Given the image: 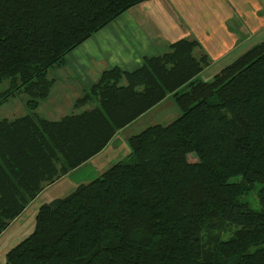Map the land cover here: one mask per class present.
I'll use <instances>...</instances> for the list:
<instances>
[{
  "label": "trees",
  "instance_id": "obj_1",
  "mask_svg": "<svg viewBox=\"0 0 264 264\" xmlns=\"http://www.w3.org/2000/svg\"><path fill=\"white\" fill-rule=\"evenodd\" d=\"M146 1L0 0V106L23 92L30 111L0 120V235L120 130L169 97L180 111L132 136L127 160L42 206L5 264H264V42L203 81L208 57L181 40L136 71H105L76 103L94 109L37 112L49 70ZM255 193L259 209L244 201Z\"/></svg>",
  "mask_w": 264,
  "mask_h": 264
},
{
  "label": "crops",
  "instance_id": "obj_2",
  "mask_svg": "<svg viewBox=\"0 0 264 264\" xmlns=\"http://www.w3.org/2000/svg\"><path fill=\"white\" fill-rule=\"evenodd\" d=\"M181 40L197 43L194 50L197 59L208 57L209 65L199 78L211 81L242 54L264 42V0H151L134 6L73 50L64 66L49 70L51 92L41 102L38 114L52 121H56L48 118L52 113L60 114L61 119L66 117L62 110L46 108V103L59 95H71L72 100L67 102L71 115L94 109L95 100L78 107L76 103L90 93L105 71L114 67L136 71L145 58L161 57ZM177 109L169 97L120 130L101 153L82 167L46 186L0 235V264H5L7 253L32 233L42 206L68 197L80 185L127 160L131 153L130 138L151 125L173 121L180 115ZM41 110L48 116H43ZM121 145L126 147L120 150ZM28 212H33L35 220L23 225Z\"/></svg>",
  "mask_w": 264,
  "mask_h": 264
},
{
  "label": "rangeland",
  "instance_id": "obj_3",
  "mask_svg": "<svg viewBox=\"0 0 264 264\" xmlns=\"http://www.w3.org/2000/svg\"><path fill=\"white\" fill-rule=\"evenodd\" d=\"M111 69H113V68H111ZM48 78H49V76H48ZM9 87H10V85L8 82H5L2 85H0V94L2 92H5L6 90H8ZM71 100H72L71 95H66V96L59 95V96H56L55 98H52L50 101H48L46 103V108L47 109L57 108L58 110H62L64 112H66L65 116L71 115L72 110L69 109L70 104L67 103ZM27 102H28V96H26L23 92L17 94V97L12 98L10 101L8 100L7 103L0 106V120L8 119V120L12 121L18 117H21V116L28 114L30 111H29V108L27 107ZM174 103H175V101H174ZM43 107L44 106H42V108ZM177 111L180 114L179 109H177ZM59 112H61V111H59ZM41 114H43V116H48V115H45V111H43V110H41ZM51 115H52V117H48V118H51L53 120L61 119L60 114L52 113ZM174 118H176V117H174ZM172 120H175V119H172ZM123 147H126V146L125 145L119 146L120 150ZM114 149H117V148H114ZM111 153H112V150H111ZM190 156H191L190 160L194 161L196 156L194 154H192ZM196 160H197V158H196ZM247 200L254 209L260 208L256 193L252 194V195L248 196L246 199H244V201H247ZM32 213L33 212H28V214H26V216L22 220L23 225H26L29 220L34 219V216ZM33 231H34V229H33ZM232 232L233 231L231 229L226 230V232L222 233V238L225 240L231 238ZM5 262H6V259H5Z\"/></svg>",
  "mask_w": 264,
  "mask_h": 264
}]
</instances>
